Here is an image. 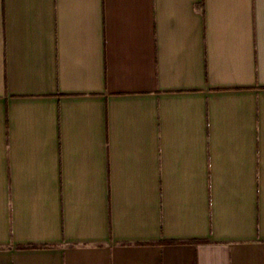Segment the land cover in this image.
Masks as SVG:
<instances>
[{"label":"crops","instance_id":"obj_1","mask_svg":"<svg viewBox=\"0 0 264 264\" xmlns=\"http://www.w3.org/2000/svg\"><path fill=\"white\" fill-rule=\"evenodd\" d=\"M0 264H264V0H0Z\"/></svg>","mask_w":264,"mask_h":264}]
</instances>
